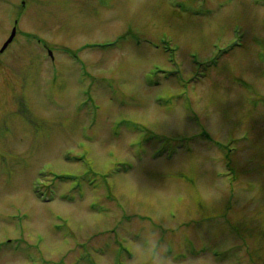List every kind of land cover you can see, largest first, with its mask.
Here are the masks:
<instances>
[{"label": "rangeland", "instance_id": "rangeland-1", "mask_svg": "<svg viewBox=\"0 0 264 264\" xmlns=\"http://www.w3.org/2000/svg\"><path fill=\"white\" fill-rule=\"evenodd\" d=\"M13 27L0 264H264V0H0Z\"/></svg>", "mask_w": 264, "mask_h": 264}, {"label": "water", "instance_id": "water-1", "mask_svg": "<svg viewBox=\"0 0 264 264\" xmlns=\"http://www.w3.org/2000/svg\"><path fill=\"white\" fill-rule=\"evenodd\" d=\"M15 33H16V30L14 29V30H13V33H12V35H11V37H10L9 40L4 44V46H3V48H2L1 51H4V50L7 48V46L9 45V43H11V41L13 40V38H14V36H15Z\"/></svg>", "mask_w": 264, "mask_h": 264}]
</instances>
